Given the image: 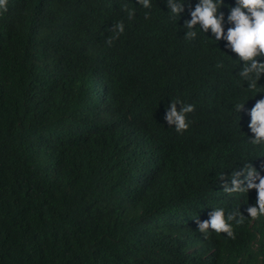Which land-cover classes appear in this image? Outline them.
I'll return each mask as SVG.
<instances>
[{"label":"trees","instance_id":"16d2710c","mask_svg":"<svg viewBox=\"0 0 264 264\" xmlns=\"http://www.w3.org/2000/svg\"><path fill=\"white\" fill-rule=\"evenodd\" d=\"M197 3L179 17L165 0L0 9V264H174L188 242L171 237L202 218L201 194L247 162L264 176V144L244 126L264 93L245 90L243 64L214 36L185 38ZM231 7L218 10L224 28ZM174 100L195 105L182 133L164 119ZM237 264H264V235Z\"/></svg>","mask_w":264,"mask_h":264},{"label":"clouds","instance_id":"9594fccd","mask_svg":"<svg viewBox=\"0 0 264 264\" xmlns=\"http://www.w3.org/2000/svg\"><path fill=\"white\" fill-rule=\"evenodd\" d=\"M165 2L169 14L179 17L188 0ZM138 3L147 10L152 6L151 0H138ZM223 5L234 6L229 9V26L226 28L223 27L224 15L218 12ZM122 8L129 19L134 18V10L128 9L126 4ZM0 9L7 10V0H0ZM190 15L191 20L185 22V38L195 39L198 31L214 36L216 43L222 42L243 64L239 77L248 84L245 90L255 92V95L264 93L259 91L264 88V0H231L227 4L223 0H198ZM145 18H148L147 14ZM196 25L200 28L196 29ZM110 30L117 36L122 34L123 21L114 24ZM111 42L109 37L106 43ZM214 46L223 50L218 44ZM217 67H223V64ZM177 105H180L179 111ZM243 108L244 104L234 105L238 113ZM194 110L195 105L174 100L166 108L164 119L169 126H175L176 132L182 133L189 128L187 115ZM244 116V126L254 136L248 143L264 144V99L257 100L254 107L245 106ZM221 179H224L223 191L200 196L202 218L183 217L180 220L179 231L171 238L187 241L188 248L184 259L176 260L170 255L174 264H237L238 253L247 252L264 235V176L247 162L243 169L233 171L230 179L224 175ZM171 210L181 209L171 206L162 212ZM194 229L197 233L186 239L185 234Z\"/></svg>","mask_w":264,"mask_h":264}]
</instances>
